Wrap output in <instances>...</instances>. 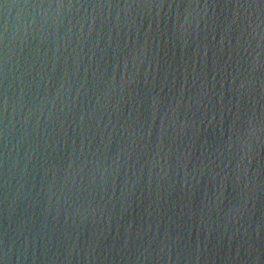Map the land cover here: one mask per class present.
Returning a JSON list of instances; mask_svg holds the SVG:
<instances>
[{"label":"water","instance_id":"1","mask_svg":"<svg viewBox=\"0 0 264 264\" xmlns=\"http://www.w3.org/2000/svg\"><path fill=\"white\" fill-rule=\"evenodd\" d=\"M0 264H264V0H0Z\"/></svg>","mask_w":264,"mask_h":264}]
</instances>
